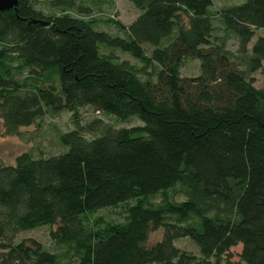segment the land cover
<instances>
[{
	"label": "trees",
	"instance_id": "obj_1",
	"mask_svg": "<svg viewBox=\"0 0 264 264\" xmlns=\"http://www.w3.org/2000/svg\"><path fill=\"white\" fill-rule=\"evenodd\" d=\"M36 1L0 11V123L12 135L67 110L72 126L56 136L61 151L0 162V264H234L237 244L243 264H264V37L247 49L264 0L213 15L214 0H128L132 21L107 19L121 35L97 29L75 0H48L47 12ZM214 17L243 68L211 40ZM187 59L198 60L196 76L180 75ZM82 106L137 122L81 123ZM107 208L121 218L91 220ZM40 226H54L53 251L14 241Z\"/></svg>",
	"mask_w": 264,
	"mask_h": 264
},
{
	"label": "rangeland",
	"instance_id": "obj_2",
	"mask_svg": "<svg viewBox=\"0 0 264 264\" xmlns=\"http://www.w3.org/2000/svg\"><path fill=\"white\" fill-rule=\"evenodd\" d=\"M243 0H214L211 7L209 8L210 13L213 15L214 12L226 5L238 4ZM48 0H37L35 7L41 8L44 12H47ZM76 3L81 4L87 8L90 12L88 15L95 18L94 26L97 29L104 30L110 34L121 35V32L114 24L107 20H116L122 25H127L134 17L139 13L128 0H75ZM214 29L211 40L213 43L218 44L224 51L228 52L232 58H235L240 68L245 66V56L239 55L236 52V39L234 35L223 28L217 18H212ZM264 37V27L253 28V35L247 43V49L249 50L251 45L254 43L257 37ZM145 50H150L148 44L143 45ZM113 53L119 59H127L131 63H137L136 60L131 58L128 54L113 50ZM264 67V60L262 61ZM179 73L181 76H196L200 72L199 62L196 59L184 60L182 65L179 67ZM25 74L23 72L21 77ZM253 85L260 87L261 76L259 72L252 73ZM55 81V77H54ZM77 116L80 122H86L93 118H97L101 123H107L114 126H130L137 121L134 118L126 120H118L113 115L103 114L92 110L90 107L82 106L77 110ZM71 116L67 110H61L58 112H49L41 119H37L34 123L28 126H21L18 128L17 134L7 135L3 132V128L0 123V162L1 163H13L14 157L22 151H31L33 154H54L62 150V147L58 145L56 136L71 128ZM170 199L180 200L181 197L177 194L169 196ZM160 196L155 197V201L159 200ZM101 216L106 220H119L121 218L120 208H107L100 209L93 217ZM54 226H40L37 228L21 231L16 234L14 241H18L23 238H31L38 241L45 249L53 251V242L49 237V230L53 229ZM163 229L158 227L156 229H148L145 246H148L158 240L161 237ZM175 245L193 251V245L186 238H179L175 240ZM240 245L237 244L229 248L231 253L230 260L234 264H243L238 257Z\"/></svg>",
	"mask_w": 264,
	"mask_h": 264
},
{
	"label": "water",
	"instance_id": "obj_3",
	"mask_svg": "<svg viewBox=\"0 0 264 264\" xmlns=\"http://www.w3.org/2000/svg\"><path fill=\"white\" fill-rule=\"evenodd\" d=\"M18 0H0V11L14 8Z\"/></svg>",
	"mask_w": 264,
	"mask_h": 264
}]
</instances>
